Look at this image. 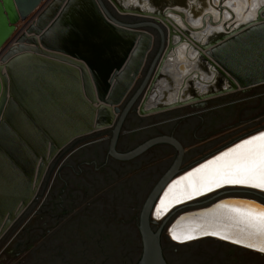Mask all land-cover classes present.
<instances>
[{"label":"water","instance_id":"obj_1","mask_svg":"<svg viewBox=\"0 0 264 264\" xmlns=\"http://www.w3.org/2000/svg\"><path fill=\"white\" fill-rule=\"evenodd\" d=\"M149 1L152 8L131 6L124 0H0V239L35 200L53 160L77 139L102 131L108 137L107 154L118 160L136 157L158 143L176 149L173 163L142 205L138 224L142 254L137 264H168L159 240L161 228L154 232L150 226L151 211L155 221L167 220L202 198L208 200L206 205L179 213L167 225L171 240L186 243L211 237L264 254L258 250V237L233 235L244 226L229 219L227 208L217 207L239 201L264 206L253 197L220 196L230 190L264 195V190L224 184L187 198L190 185L199 187L208 170L182 179L264 129L182 172L184 147L174 129L129 150H117L131 112L145 116L190 105L197 114L211 98L264 84V3L254 18L235 26L233 13L220 1L172 0L179 7L168 4L164 9L160 5L169 0ZM108 4L141 20L122 21ZM252 8L247 2L246 12ZM225 10L230 15L223 19ZM186 14L201 21L198 28H192ZM219 22L222 31L200 36ZM180 51L191 63L185 70L184 60H177L182 73L178 82L167 65ZM168 95L174 99L166 101ZM204 229L220 235H202ZM173 233L195 238L181 242L173 239ZM250 243L256 247H247Z\"/></svg>","mask_w":264,"mask_h":264},{"label":"rangeland","instance_id":"obj_2","mask_svg":"<svg viewBox=\"0 0 264 264\" xmlns=\"http://www.w3.org/2000/svg\"><path fill=\"white\" fill-rule=\"evenodd\" d=\"M108 8L122 21L136 18L117 12L110 4ZM207 107L208 110L200 113L202 118L180 121L179 127L188 125L192 129L204 120V124L199 126L201 128L183 136L181 172L205 156L264 127V84L214 97L208 101ZM190 111V107L186 106L144 117L135 128L133 126L132 130L122 132L118 145L120 151L129 150L149 137L168 131L171 123L159 124L160 121ZM142 125L145 128L137 130ZM102 135L99 131L72 144L76 147ZM107 142L96 143L102 147L103 153ZM96 144L84 147L83 153L80 150V153L76 151L70 156L73 146L70 148L69 145L59 159L51 163L38 198L0 239V264H137L142 254L138 227L142 205L152 187L173 163L176 150L166 143H158L131 159L110 158L103 164V157H96L95 151L99 148ZM85 152L93 161L79 163L78 158ZM62 189L64 192H61ZM59 194L65 196L64 203L55 210L67 212L53 222V234L44 239L50 244L44 246L42 231L38 229L42 226V219L38 217V212L42 211L38 205L42 209L53 210L52 202L58 200L55 196ZM228 194L253 197L264 203L263 194L230 190L220 196ZM45 195L47 197L42 202ZM202 199L181 208L167 220L151 219L150 226L154 232L161 228L159 240L167 263L264 264V254L211 237L186 243L170 239L167 225L180 212L208 203V200Z\"/></svg>","mask_w":264,"mask_h":264},{"label":"snow or ice","instance_id":"obj_3","mask_svg":"<svg viewBox=\"0 0 264 264\" xmlns=\"http://www.w3.org/2000/svg\"><path fill=\"white\" fill-rule=\"evenodd\" d=\"M208 170V173L201 177L199 187L190 185V191L186 193L187 198L200 195L203 192L212 191L224 184L247 186L264 190V132L244 139L235 147L216 156L207 164L201 165L193 172L187 174L182 179H188L198 173ZM176 183H179L177 181ZM218 208H227L231 213L229 219L233 220L237 229L233 235L245 234L246 236H256L259 238V251L264 252V206L257 205L252 201L230 202L217 205ZM159 215V209L157 211ZM251 229V231H246ZM202 235H220L217 231L204 229ZM191 234L182 238L173 233V239H181V242L194 239ZM222 239H230L228 235H221ZM234 243H242V239H233ZM247 247H256L255 244H247Z\"/></svg>","mask_w":264,"mask_h":264},{"label":"bare ground","instance_id":"obj_4","mask_svg":"<svg viewBox=\"0 0 264 264\" xmlns=\"http://www.w3.org/2000/svg\"><path fill=\"white\" fill-rule=\"evenodd\" d=\"M124 1H125V4L131 5V6H139L141 8H152V4L150 3L149 0H124ZM218 1H220L221 3L226 5L228 7L229 11L233 13L234 19H233V22H231V23H233L235 26L247 21L248 19L254 18L255 15H256L257 8L264 3V0H213L214 3H217ZM247 2H249L251 4V7H253V8L246 12ZM168 4H170L171 6H174L175 8L179 7L177 2H174L172 0H169L168 2L162 3L160 5V7L162 9H164ZM190 5H191L190 2L186 3L188 11L190 10L189 9ZM229 15H230V13L225 10L224 13H223V19L227 18ZM173 18L176 19V17H174V16H173ZM215 18H217V13L215 15ZM186 20H187V22L191 23V25L193 26L192 28H198V26H199V24L201 22L199 19L194 20L191 15L188 16L187 14H186ZM177 22H181L180 19L177 18ZM222 23L223 22L216 23L215 24L216 27L210 28L207 31L206 30L203 31V33H200L201 34L200 36L203 35V37H207L211 32L222 31L223 30ZM186 56H187V54H186L185 51H180L179 57L173 56V60L171 61V63L169 65H167V68L171 69L172 75L173 76L174 75L177 76L176 77V81H178V82H180L179 77L182 75V73L177 68V66H178V61L177 60L178 59H180L182 61L184 60L185 64L182 67L186 70L188 68V66H189L187 63H189V62L191 63V61L188 58H186ZM193 61L194 62L191 65L192 67H194V64L196 63V60H193ZM219 83H220L219 80L216 81L217 85ZM210 88L214 89L215 87L210 86ZM184 96H189V95L185 94ZM173 99L174 98H173L172 95L171 96L168 95L167 98H166V101H171ZM245 191H247V190H245ZM228 195H231V194H228ZM216 199L218 200L219 198H216ZM255 204H257V203H255ZM257 205H259V204H257ZM200 207H202V206L195 207V208H192V209H189V210L197 209V208H200ZM155 217L159 218V216H157V215ZM151 218L154 219L152 217V211H151Z\"/></svg>","mask_w":264,"mask_h":264},{"label":"flooded vegetation","instance_id":"obj_5","mask_svg":"<svg viewBox=\"0 0 264 264\" xmlns=\"http://www.w3.org/2000/svg\"><path fill=\"white\" fill-rule=\"evenodd\" d=\"M139 20H141V18H138V17H136V18H133V21H125V22H136V21H139ZM190 109L192 110L191 112H189V113H187V114H184L183 116H186L187 115V117L186 118H184V119H180L179 118V124L182 122V121H185V120H187V119H189V118H196V117H201L199 114V112L197 113V114H193V112H196L197 110H196V108H195V110H193L194 109V107H190ZM183 116H181V117H183ZM202 118V117H201ZM181 121V122H180ZM176 125L174 126L175 128H174V136L176 137V130H177V128H178V126H179V124H177V123H175ZM204 124V120L203 121H201V123L198 125V126H195V127H193L192 129H187L186 131H185V133H183L184 135L183 136H187V134H189V133H193V132H195V131H197V129H199V128H201V127H199V126H202ZM262 129H264V127L263 128H261V129H258V130H255L254 132H256V131H259V130H262ZM172 132V130H170L169 132H166L165 134H170ZM254 132H252V133H254ZM252 133H250V134H252ZM160 134H162V133H158L157 135H160ZM250 134H248V135H250ZM156 136V135H155ZM245 136H247V135H245ZM153 137V136H152ZM150 138V137H149ZM177 138V137H176ZM121 139H122V136H120V139H119V141H118V143H117V150H119L120 151V148H119V144H120V142H121ZM148 139V138H147ZM178 139V138H177ZM240 139V138H239ZM146 140V139H145ZM179 140V139H178ZM238 140V139H237ZM108 141V140H107ZM78 141H76L74 144H76ZM181 142V141H180ZM93 142H89V143H80L79 145H77L76 147L74 146V144H72L71 146H70V148H71V151H70V153H69V156L70 155H72V153H73V150L74 149H79V148H81V147H84V146H87V145H91ZM182 143V142H181ZM96 144V143H95ZM96 145H98V144H96ZM167 145H170V144H167ZM183 145V144H182ZM172 146V145H171ZM96 147H99L98 148V150L97 151H95V153H96V156L99 158V157H103V164L105 163V162H107L110 158H114V157H112L111 155H108L107 154V152H108V146H107V150L105 151V153H101V151H99L100 150V145H98V146H96ZM184 147V146H183ZM176 150V149H175ZM219 150V149H218ZM75 151V150H74ZM216 152V151H215ZM63 152H61L55 159L56 160H58L59 159V157H60V155L62 154ZM214 153V152H213ZM212 154V153H211ZM103 155V156H102ZM210 155V154H209ZM54 159V160H55ZM115 159V158H114ZM53 160V161H54ZM201 160V159H200ZM93 161V160H92ZM92 161H90V160H88V161H86L85 163H90V162H92ZM96 161V160H95ZM199 161V160H198ZM197 161V162H198ZM197 162H195V164L197 163ZM194 165V164H193ZM192 166V165H191ZM191 166H189V167H191ZM188 169V168H187ZM61 192H64V189H62V191ZM55 197H57L58 198V200L55 202H52V208H53V210H51V209H42L41 208V205H38V209L40 210V211H42V212H38V214H39V219H43V217H44V215H46V217H48V218H50V220H51V222H54L57 218H60V216L61 215H63V214H65L67 211L66 210H63L62 212H59L58 210H55L56 208H60L61 206H62V203H64V198H65V196L63 195V194H59V195H57V196H55ZM36 198H38V196L36 197ZM45 200H44V198L42 199V202H44ZM33 204V202L31 203V205ZM30 205V206H31ZM29 206V207H30ZM28 207V208H29ZM27 208V209H28ZM27 209L25 210V212L24 213H26L27 212ZM23 213V214H24ZM22 214V215H23ZM21 215V216H22ZM20 216V217H21ZM55 223H53V225L50 227V228H47L46 230L47 231H49V232H46L45 231V233H44V231H43V228L42 227H38V229H40L41 231H42V233H41V235H42V238L44 239V238H46L48 235H51V234H53L52 233V230H53V228H54V225ZM12 241V239L8 242V244L10 243ZM18 244H20V243H18Z\"/></svg>","mask_w":264,"mask_h":264},{"label":"crops","instance_id":"obj_6","mask_svg":"<svg viewBox=\"0 0 264 264\" xmlns=\"http://www.w3.org/2000/svg\"><path fill=\"white\" fill-rule=\"evenodd\" d=\"M150 31H153V30H151L150 29ZM217 97H220V96H217ZM211 99H213V98H211ZM210 100V99H209ZM208 100V101H209ZM208 101H207V105H206V108L204 109V110H202V111H199V113H203L204 111H206V109L208 108L207 106H208ZM186 106H189V107H191L190 105H185V106H181V107H177V108H173V109H170V110H166V111H161V112H158V113H154V114H150V115H145V116H140V115H138L137 114V112H131L130 113V115H129V118H128V121L125 123V125H124V127H123V131H126L127 132V130H132L133 128H135L136 126L135 125H137L144 117H151V116H155V115H159V114H161V113H166V112H169V111H173V110H175V109H179V108H182V107H186ZM193 110H195V108L193 109ZM208 110V109H207ZM191 112V111H190ZM187 113H189V112H185V113H178L177 115H174V116H172V117H168L167 119H163L162 121H160V123L159 124H161V123H171V124H169V125H171L170 126V129L168 130V131H166V132H169L170 130H173L175 127V123H177V124H179V118H181V116H183L184 114H187ZM200 115V114H199ZM174 120H178L177 122H175V123H173V121ZM159 122V121H158ZM153 124H156V123H153ZM134 126V127H133ZM147 126V125H146ZM152 126V125H151ZM133 127V128H132ZM142 128H145V126H139V127H137V130L138 129H142ZM189 128V126L187 125H182V127L180 126H178V128H177V130H176V137L182 142V139H183V133H185V131L187 130ZM166 132H163L162 134H165ZM96 133V132H95ZM94 134V133H93ZM107 139H108V137H107V135H105L104 133H103V135L99 138H91V139H89L88 141H84L83 142V144L85 143H91V142H93L92 144H95V143H98L99 141H107ZM82 144V143H81ZM182 144H183V142H182ZM88 146V145H87ZM107 146H108V142H107ZM184 146V145H183ZM84 147H86V146H84ZM84 147H81V148H79V149H74L73 150V153L72 154H74V153H77L76 151H80V150H82V149H84ZM101 147V146H100ZM107 150V149H106ZM105 150V151H106ZM99 151H101V153L103 154V152H102V147L100 148V150ZM105 151H104V153H105ZM80 153V152H79ZM81 153H83V150H82V152ZM97 157V156H96ZM78 160H79V163H85L86 161H88V160H90V161H92V158H91V156H89L88 155V152H85L84 154H82V156H80L79 158H78ZM63 182H65V184H66V181L65 180H62ZM47 196L45 195V196H43V198L45 199ZM41 224H42V228H43V231H44V233H45V231L46 232H49V231H47L46 229L47 228H50L52 225H53V222H51V220H50V218H48V217H46V215H44V217H43V219H42V222H41ZM44 239H46V238H44ZM43 239V241H44V246H47L48 244H50V242L48 243V242H45V240Z\"/></svg>","mask_w":264,"mask_h":264}]
</instances>
